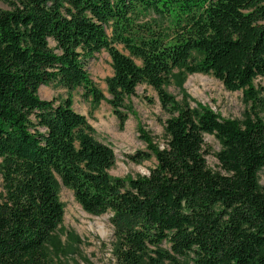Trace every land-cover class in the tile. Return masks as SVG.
Instances as JSON below:
<instances>
[{
  "label": "trees",
  "instance_id": "trees-1",
  "mask_svg": "<svg viewBox=\"0 0 264 264\" xmlns=\"http://www.w3.org/2000/svg\"><path fill=\"white\" fill-rule=\"evenodd\" d=\"M0 264H53L46 245L64 218L58 181L91 215L111 213L119 264H264V0H0ZM139 11L170 21L138 23ZM51 41L55 46H51ZM117 45L123 46V51ZM106 51L110 103L146 84L175 116L164 147L143 133L157 164L113 178L114 149L97 139L72 98L44 100L41 86L105 97L87 63ZM212 75L251 104L243 122L179 105L165 90L175 73ZM205 135L222 145L208 168ZM168 243L169 250L161 248Z\"/></svg>",
  "mask_w": 264,
  "mask_h": 264
},
{
  "label": "rangeland",
  "instance_id": "rangeland-1",
  "mask_svg": "<svg viewBox=\"0 0 264 264\" xmlns=\"http://www.w3.org/2000/svg\"><path fill=\"white\" fill-rule=\"evenodd\" d=\"M0 8L12 9L1 1ZM154 20L162 27H169L171 24L151 12L139 11L136 16L138 23H153ZM51 46H55L52 41ZM117 47L123 51L122 45ZM87 69L94 85L105 97L100 103L96 104L92 97L86 96L82 88L70 91L56 82L41 86L40 98L57 102L67 97L72 98L75 110L86 115L94 128L95 137L114 149L116 162L109 170L113 178L129 180L148 175L157 164L156 158L152 156L136 163L130 156L139 151H147V144L141 138L143 133L153 143L164 147L167 139V120L176 113L163 107L152 87L142 84L136 88L134 95L125 98L120 110L125 114L126 121L121 124L110 103L111 97L107 89L106 79L113 74L109 54L106 51L96 54L88 61ZM255 84L257 87H264V79H256ZM165 90L179 105L187 102L192 108H210L222 119L243 122L251 108L242 91H229L215 77L203 73L187 74L175 71ZM258 113L264 120V105L258 108ZM221 148V143L213 135H205L207 165L216 173L221 172L217 158ZM258 179L264 191V168L259 171ZM58 190L64 205V218L46 245L53 264H119L116 258L118 241L110 221L111 213L91 215L76 201L73 191L60 181ZM1 191L0 181V193ZM169 246L168 243H163L161 248L169 250ZM160 264H191V257H178L177 262L162 261Z\"/></svg>",
  "mask_w": 264,
  "mask_h": 264
}]
</instances>
